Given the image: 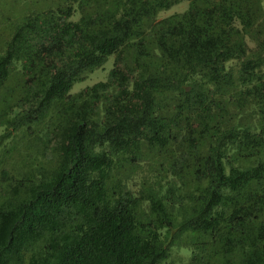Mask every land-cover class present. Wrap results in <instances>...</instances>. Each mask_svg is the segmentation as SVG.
I'll use <instances>...</instances> for the list:
<instances>
[{"label": "trees", "instance_id": "16d2710c", "mask_svg": "<svg viewBox=\"0 0 264 264\" xmlns=\"http://www.w3.org/2000/svg\"><path fill=\"white\" fill-rule=\"evenodd\" d=\"M48 1L0 21V264H264V0Z\"/></svg>", "mask_w": 264, "mask_h": 264}, {"label": "rangeland", "instance_id": "374dc122", "mask_svg": "<svg viewBox=\"0 0 264 264\" xmlns=\"http://www.w3.org/2000/svg\"><path fill=\"white\" fill-rule=\"evenodd\" d=\"M51 1L48 0H0V21H7V18L18 15H22L24 11H27L29 7L36 6L38 4L40 6L45 5ZM185 3V2H183ZM181 3V4H183ZM184 9V5H179L171 10L163 13L162 15H167L174 11H181ZM2 38V33H0V39ZM113 56L110 55L106 62L103 64L101 68L95 69L90 72L87 77L81 81L75 82L71 89L70 93H75L86 86L91 85L92 83L98 80H104L108 74L109 69L112 67Z\"/></svg>", "mask_w": 264, "mask_h": 264}]
</instances>
